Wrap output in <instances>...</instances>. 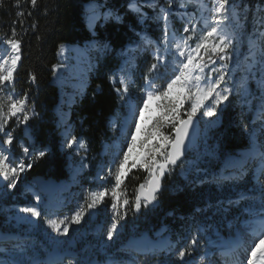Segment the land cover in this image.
<instances>
[{"label": "snow or ice", "instance_id": "6c2138e0", "mask_svg": "<svg viewBox=\"0 0 264 264\" xmlns=\"http://www.w3.org/2000/svg\"><path fill=\"white\" fill-rule=\"evenodd\" d=\"M2 2V0H0ZM37 0H31V4L35 7ZM174 0H168V8H161L160 15L163 17L164 34L161 40L153 41L147 36L141 35V43L135 46V51L143 49L147 51L149 48H154L152 52L153 62L149 65L144 74V86L140 91L144 94L142 97L133 98L129 92L128 81L122 76L120 78V88L116 91L120 94L121 100L125 101L129 108V122L135 123V129L131 131V138L126 140L127 150L123 152V157L119 159V163L114 173L115 185L111 189V196L113 203L111 205L113 210V218L110 226L107 228V238L112 240L115 233L119 231V221L123 220L127 215L126 205H129L128 199H123L120 202L121 192L117 189L121 187L124 182V177L127 176L125 171L130 154L133 152L137 144V134L143 131L145 139L140 141L141 147L146 146V141L153 135H160L163 143L157 147L153 145L148 149L143 159L134 161L131 165L132 168L137 167V163L141 168H144L149 176L146 177L145 183H141L136 189L134 199V208L139 211L140 208L148 207L157 200L158 193L162 187L161 179L170 171L171 166L176 165L177 162L185 155L187 151L186 141L191 142V131L195 129L196 121L194 117L198 112L206 117H214L218 115L219 107L229 99V96L235 90L237 85L233 82V86H226L228 84V75L231 73V61L237 59L236 41L237 30L240 28V18L236 9L238 6L233 3V0H213L210 9L205 8V11L210 12V17L202 16L203 26L198 28L199 21L196 24H186L183 32L190 33L189 35L177 36L175 32H169L168 19L171 12V7ZM151 7L158 5L153 0L150 4ZM180 7H185L182 2ZM129 8L137 13H141L140 7L137 6L136 0H130ZM22 12H18L17 16H22ZM99 16H104V13H99ZM107 15H111L108 13ZM93 18H98L97 13L93 10ZM119 19V17H116ZM14 24L16 21L13 22ZM260 23L264 25V18H261ZM199 31L201 34L197 37L196 33ZM138 35H140L138 33ZM15 28L12 30L11 38L4 39V44L10 48L8 56H0V133L6 136L0 144V177L5 181H9L7 187L12 188L17 178L25 170L23 161L13 166L11 153L4 148V145H12L13 134L8 132L6 126L9 119L16 117L18 123H26L29 121L30 116L27 109L28 94L25 93L23 97L16 96L13 92L9 91L5 98V89L9 85L14 84V74L17 71L18 62L21 60V41L16 38ZM196 40L195 46L190 44V41ZM161 45L163 47H161ZM131 55L133 49L130 47L126 50ZM219 62V67L217 63ZM128 63V61H126ZM237 67H239L237 65ZM56 66H53L55 71ZM164 69L163 75L160 70ZM124 69H121L123 72ZM245 76L241 78L238 87L247 91L248 76L255 77L256 72L261 74V79L258 85L264 89V32H254L251 34L248 41V51L245 55ZM166 79V86H157L155 80ZM35 80V77H32ZM110 80L115 81V76L110 77ZM174 91L177 93L176 98H173ZM142 99V105L139 100ZM156 99L160 101L157 104L159 109H162V116L156 118L151 128H142L141 122L144 120L145 112L149 110L150 102ZM190 102V108L184 112L186 118L181 116V108L184 101ZM209 101V103H205ZM261 106L259 109V119L264 121V96L261 97ZM5 105L7 110L5 111ZM137 111L139 115H137ZM19 115L23 119H19ZM34 114V113H33ZM165 123L171 125L173 135L164 136L160 133V128L164 127ZM79 143L80 148H84L85 144L82 141H77L76 137L67 139V147H72L74 144ZM264 148V146H261ZM27 155L29 148L23 149ZM46 152L41 150L36 153V158L44 157ZM250 156L252 159L259 157L262 164H264V150H258L253 147L250 149ZM159 157V158H158ZM115 162V161H114ZM32 164H27V168H31ZM264 173V169H262ZM109 175H113L109 171ZM244 175L243 170H237L235 174L225 177V180H238L242 179ZM259 185V178H257ZM108 190L90 193L91 202L87 203L86 208L81 206L72 217L71 223L79 224L81 218L85 215L87 209H94L101 203ZM260 199L258 207L255 204L254 198L247 195H241L235 202L230 203L239 204L240 200H252L253 203L249 204L243 209L247 214V218L243 221L242 228L237 230L236 236L233 240L226 244H214L215 247L224 249L220 253L224 259L225 264H264V186L259 187ZM39 199V197H37ZM121 209H124L121 214ZM22 213L30 214L32 217H38L41 212L35 206L23 207L20 209ZM21 219H27L22 217ZM67 219V218H66ZM48 225L54 232L60 235H67L69 232L68 226L65 224L63 232H60L61 224L56 220H48ZM197 243L196 237H193L189 242L187 248H181L177 257L179 260L184 261L186 256L191 253L189 249ZM20 251H23V248ZM173 245H167V250H171ZM207 253L200 257L199 262L196 264H204ZM0 264H22L13 258L10 261L0 260ZM69 264H72L70 261Z\"/></svg>", "mask_w": 264, "mask_h": 264}, {"label": "trees", "instance_id": "16d2710c", "mask_svg": "<svg viewBox=\"0 0 264 264\" xmlns=\"http://www.w3.org/2000/svg\"><path fill=\"white\" fill-rule=\"evenodd\" d=\"M87 1L37 0L35 7L31 4V0H2L0 2V40L4 42V39L11 38L12 30L15 28V38L21 41V60L17 68V76L20 80L16 86L20 89V93H17L21 96L27 93L28 104H33L38 114L29 119L32 132L39 140L49 142L52 146L51 153L42 157L31 167L30 174L33 175L59 178L65 174L63 154L57 151L58 135L53 124L54 116L51 110L59 94L56 92V86L54 87L50 82V76L53 66L57 64L56 52L59 48H63L64 51L68 50L70 44L86 42L91 36L87 27L85 28L83 4ZM127 1L105 0L104 2L111 8L121 11ZM233 3H237L239 8L246 5L252 10L255 6L262 5L264 0H233ZM18 12H22L23 15L18 17ZM261 13L264 14V12ZM14 21H16L15 24ZM124 22L117 24L108 21L101 26L97 24L96 35L108 40L114 49L119 48L130 35L126 23L128 22L131 27H138L135 16L129 12H124ZM244 27V33L250 36L253 33L252 24L247 21ZM246 37L242 39L243 42L246 41ZM116 64L117 59H114L112 54L103 59H97V67L89 75V85L85 96L80 98L81 100L75 98L76 103L70 111L69 120L73 122L74 133L86 139L89 152L93 155L98 154L101 141L108 138L106 116L115 107L116 98L107 79ZM257 75L258 72L255 74V79ZM254 91L256 93L257 89ZM236 109L235 96L231 94L224 103L221 123L215 130L216 132L223 130L222 141H220L222 156L246 146L245 135L236 123ZM77 121L82 124L79 125ZM69 124L71 125L70 122ZM217 167L218 163H216ZM145 176V173L138 170L128 175L124 189L131 199L134 198L136 189ZM244 185L245 183L236 184L241 188H244ZM202 189L205 192L203 186ZM203 192L200 188L190 189L177 176L169 181L164 179L162 190L157 197V207L163 211L174 210L185 214L195 202L201 200ZM155 212L150 217L153 224L156 223L158 215V212Z\"/></svg>", "mask_w": 264, "mask_h": 264}, {"label": "rangeland", "instance_id": "374dc122", "mask_svg": "<svg viewBox=\"0 0 264 264\" xmlns=\"http://www.w3.org/2000/svg\"><path fill=\"white\" fill-rule=\"evenodd\" d=\"M162 1H164V2L166 1V3H167L166 8H168V6H169L168 5V0H162ZM182 2L185 4V7H180V4ZM237 3H236V5H237ZM93 4L94 3L91 2L86 7L91 10L90 11V12H92L91 14H93V10H95V12L98 13L97 11H99L100 9L98 8V6L94 7ZM212 4H213V0H174V3L172 5V7H176V9H172L171 11H173V12L172 13L170 12L172 14V16H173V20H172V16L169 15V19H168L169 32L170 33L171 32H175L177 36H182L183 35L182 32L177 31V29L175 27V24H177L178 22L183 23V28H184L186 24H189V22L191 24H196L197 21H199L198 28L202 27L203 26V20L201 19V17L202 16L210 17V15H211L210 12L205 11V8L210 9L212 7ZM201 5H204L205 8H202ZM188 6L195 7L196 11H191L190 12L187 9ZM161 8H164V7H162L161 5H159V6L155 7V8L151 7V9L153 10V14L151 15L152 21H150L151 23L149 25L147 24V27H149L152 31H157L159 33H162V31H164V25H165L164 19L160 15V9ZM190 10H192V9H190ZM236 11H237L238 16L240 18V28L237 30L238 35H237L236 53H235L237 59H235V60L230 62L231 63V73L228 75V84L226 86L232 87L233 86V82H235V84L237 85L235 90L232 92V95L235 96V102H236V106H237V109H236V116H237L236 123H237V125H240V128L244 131L248 143L251 144L252 131L255 130L257 132V134L255 135L256 136L255 139H256L257 143L258 144H264V121H262L259 118L255 119V118L252 117V115L250 117H248L249 112H251V114H253L254 111L257 110V108H260L261 103H262L261 97L264 96V89H261L259 87V85H258V81L261 79V74L258 72V75H257L256 79L253 78L252 76H248V78H247L248 79L247 91H245L244 89H240L238 87L241 78L245 76V71H244V69H245V55L247 54V51H248V41H249V38L251 36V35L248 36V35H246L244 33V28H245L244 26H245V23L247 21H249L252 24V26H253V30H252L253 33L254 32H264V26L260 23L261 18H264V14L261 13V12H264V3L262 5H260V6H258V5L255 6L252 10L249 7H247L246 5H244L242 8L238 7L236 9ZM147 15L148 14L146 12L143 16H141L142 17L141 21L145 20ZM260 25H262V26H260ZM163 34H164V32H163ZM189 34L190 33H188V35ZM200 34L201 33L199 31H197L196 36L198 37ZM244 37H246V41L245 42L242 41V39ZM195 43H196L195 39L190 41V44L193 47L195 46ZM3 44H4V42L0 41V52H1V49H2L1 47H2ZM244 46H245V48H244ZM161 47H163V46L161 45ZM4 48L10 53V51H11L10 48H8L5 44H4ZM84 48H85V46H84ZM73 51H74V49H73ZM153 51H154V48H151V53ZM65 52H66V56H69V51L65 50ZM72 54H73V52H72ZM119 54L122 57V59H124L123 55H122L123 53L120 52ZM129 59L134 60L133 56H132V58H129ZM88 60H90V63H89L90 66H89V70H88V72H90V68L92 69V67H94V65H95V62H94L95 57L92 54H90V52H89ZM125 60H128V59H125ZM237 65L239 67H237ZM72 66L73 67H71L70 69L72 71L71 73H73V76H72L73 79H68L67 87H63V89L61 88L60 89L61 92L59 93L60 96H59V104H58V106H63V107L66 108V114L64 116H62V115H60L58 113V118H57V124H60V126H61L60 130L64 131L65 140L64 141L62 140L63 144H64V147H67V146H65L67 139H71L73 137L70 134L71 132H70V128L68 126V123H69V115L68 114L71 111V107H72L71 103L74 102V98L76 96L80 97L82 95V93L76 88V86H75V90L72 89L74 87V82H72V81L76 80V82H77V80H78V77L76 76L77 73L74 72V71H78L79 70V66H76V63L72 64ZM216 66L219 67V62L217 63ZM148 67H149L148 59H140V67L138 66L139 70H138V68H136V64L134 63V65L132 67L131 66L128 67L129 70L126 68V66H123L122 67L124 69L123 72H121V71H117L116 72V75H118L119 78H121L123 76L128 81L129 92H130L131 96L134 95L136 98H138V97H142L144 95L140 91V89L144 86L143 77H144V74L147 71ZM59 69H61L62 74H63V76L65 78L67 76V74H68L67 73L68 72V65L67 64L59 65ZM160 72L163 75L164 69L162 68L160 70ZM157 82H158V86L161 87V90H162V86H166V82L167 81H166V79H157ZM255 89H257L258 92L255 93V91H254ZM176 96H177V93L174 91L173 98H176ZM69 97H70V100H69ZM138 102H139V104L142 105L143 100L140 99ZM154 102H156V104H155L156 107H157V104L160 103V101H158L156 99H153L150 102L149 110L146 111L145 114L149 115L153 111L152 110V108H153V104L152 103H154ZM205 103L207 104V103H209V101H206ZM224 103L219 107L217 116L206 117V116H204L202 114L203 110L201 112H198L197 116H196V118H198V120L200 122L202 132H204L206 134H208V133L212 134L214 137H216L218 139L220 137H222V131L223 130L220 131V132H216L215 130L220 125V120H221V112L220 111H221L222 108H224ZM186 105H187V107H186V110H187L188 108H190V102L187 101V100L184 101L183 108ZM5 108L7 110V106L6 105H5ZM27 109H28L29 116H31L30 115V110H29L30 108L28 107V103H27ZM155 110H156L155 116H157L159 114L157 118L161 117L162 116V109H159L157 107V108H155ZM18 116H19L20 120L23 119L22 115L18 114ZM14 119L17 120L16 117H14ZM155 119H154V121H155ZM152 124H151V127H152ZM144 134L145 133L142 131L140 139H143V140L145 139ZM157 136L159 137V140H160V135H157ZM208 136L209 135H206L205 137H208ZM130 137H131V133L128 134V136L124 137V140L122 142V144L123 143L124 144H123L122 150L120 152H119V147L117 146V144L113 143L110 150L108 149V146H106V147L104 146L106 148V150L104 151L105 155H109V154L110 155H114L117 152H119V156L123 157V152L127 150L126 140L130 139ZM152 139H156V135L153 136V137H149L147 139L146 146L147 145H154V144L150 143V141ZM248 147H249V145H248ZM72 149H73L74 153L78 154V153H82L80 151H83L84 148H80L79 143H76L73 146ZM138 150H139V148L136 145L134 147V149H133V152L130 154V159H131L132 155L135 154ZM214 150L215 151L217 150L215 142H214ZM140 156H142V150H140V153H138L136 155L135 161H138V159H140ZM130 159L128 161V165L132 163V161H130ZM203 160L204 159L202 158V156L196 155L195 160L193 162V166L190 168V169L194 168V171L196 173V177L200 176L202 171L200 170V168L198 166H196L195 163H203ZM137 165H139V163H137ZM186 167L187 166L185 164L181 163L179 165V167H178V171L179 172L186 171ZM99 168H103L104 170L105 169H109V167L105 166L104 161H102L100 163ZM113 178H114V175H113ZM253 180H254V177L253 178L251 177V181H252L251 193L253 195L255 203L259 204V199H260L259 187L260 186H264V174L259 179V185L257 184V179L254 180L255 182H253ZM200 182L201 181L198 180L197 184L202 185ZM210 184H211V182H207L205 185H203V187H204V191L205 192L208 190L207 194L211 195L212 199H210V200L209 199H204V193L205 192H203L202 187H198L203 192L202 198H201L200 201H201V203H203L206 200H209V204L206 207L209 208V209H212L211 214L215 215V217L219 221H221V219L223 217H226L230 213L222 212L221 199L220 198L218 199L216 197L217 189H210L209 190ZM229 185L232 186L233 182H231ZM225 189H226L225 185H222V188H221L222 193L218 194V195L225 194L223 192V190H225ZM83 191L84 190H82V193H83ZM93 192H95V191H93ZM90 193H91V191L88 194H83V195H84V197H90V195H89ZM82 200L79 203H82L83 202ZM247 201L249 202V200H247ZM251 203H253V201H251L250 204ZM243 206H244V204H243ZM245 206H247V205L245 204ZM78 210H79V207H76V209H74V211H78ZM173 211L174 210H170V212L167 213V216L170 218L169 220H170V225H171V226L167 225V227H168L167 231L169 233L171 232L172 235H174V237H173V241L174 242H176L177 239H180V237L186 231V238L181 240V241L182 242L185 241L187 244H186L185 247H178L177 251L174 252L173 255H172V260L176 264H184V262L180 261L178 259V257H177V253H178V251L181 248H187L188 245H189V242L192 240L193 237H196L197 243L193 246L192 249H189L190 253H194L195 248L198 247L199 245H204V241H205L206 238L203 235L196 234V230H195V232H190V231L187 232V230H189L190 226L198 223L199 220L205 219V217L203 215L204 211L199 213L198 211L193 209L192 212H194V213H192L191 216L195 215V217L191 218L188 221H184V222H178L176 220L178 215H184V214H182L180 212H177V211H174V213H173ZM234 212H236V210H234L233 213ZM151 214L153 215L154 212L152 211ZM145 219H147V218H145ZM128 221L132 223V224L129 225V227H130V229L132 231L136 230L139 227V223L135 222L134 219L133 220H128ZM173 222L176 223V226H174L172 224ZM180 224H182V225H180ZM47 225H48V223L45 224V225H41L39 227L38 233L41 234L42 236H44L46 238V240H47L46 242L48 243L49 242L48 239L50 237L51 232H50V227L47 226ZM186 227H187V229L185 230ZM181 228H183V229L181 230ZM75 229H77V228H75ZM231 229H227V231L233 232ZM73 231H74V233H76L75 230H73ZM159 231H161V229H159ZM95 236H96L95 234H92V237H95ZM102 238L105 239V236L103 235ZM75 239H76V235H73L71 237H67V239L64 242L68 243L70 241H74ZM114 243H115V241L114 242H113V240L110 241L111 245H113ZM86 249H87V251L90 254L97 253L99 251L98 245H94V244L87 245ZM44 250H45V245L43 247H41L38 252H43ZM157 253H159L158 250L155 252V254H157ZM122 256L125 259L129 258L127 255H123L122 254ZM138 259H140V258H138ZM192 264H196L195 260H192ZM216 264H220V263L216 262Z\"/></svg>", "mask_w": 264, "mask_h": 264}, {"label": "bare ground", "instance_id": "6f19581e", "mask_svg": "<svg viewBox=\"0 0 264 264\" xmlns=\"http://www.w3.org/2000/svg\"><path fill=\"white\" fill-rule=\"evenodd\" d=\"M88 1L86 3H84V9L88 12V15L86 17V27L92 34H94L93 28H94L95 23L97 21H99L101 24H103L105 21L110 20V19L114 22H117V23L121 22V19L123 16L122 13H118V12L110 9L109 7L105 6L102 2H99L97 0H88ZM91 2L94 3L93 4L94 7L98 6V8L100 9L99 11H97L98 12L97 13L98 18L94 19L93 14H91L92 12H90L91 10L86 7ZM144 2L149 6L150 4L153 3V0H145ZM129 4H130V1L127 5V9L131 12L137 13V12H135L129 8ZM136 4L138 7H140L141 13H143V15H144L146 13V11H145L144 6L142 5V2H140V0H136ZM149 7L151 8V6H149ZM99 13H104L105 15L99 16L98 15ZM108 13H110L111 15L110 16L107 15ZM137 14L139 15V22L140 23L142 22L141 24L143 25L145 23V20L141 21V19H142L141 14L140 13H137ZM116 17H119V19H116ZM163 32L164 31H162L161 35L158 38H153L150 35H147V34L145 35L144 32L136 31L137 36L132 38L131 41L127 42L120 50V52L123 53L122 54L123 58L129 59V58H132V56H133V58L136 59L138 54H140L141 52H144L143 49H141L140 51H135V46L138 43H141V40H140L141 35L147 36L148 38H150L153 41H159L163 37ZM138 33L140 35H138ZM84 46H85V48H84ZM84 46L76 44V43L72 45V50L74 49V51H73L74 57H73V63L72 64L76 63V66H79V70L74 71L77 73L76 76L78 77V80H77V82H76V80L72 81V82H74V87L72 89L75 90V86H76V88L82 93V95L80 97H78V96L75 97L77 99H80L85 95L86 88L88 86V74H89L88 70H89V66H90L89 65L90 61L88 60L89 52L95 51V52L105 53L106 51L111 49V46L108 42H101L100 39H98L95 36V34L90 39V41L87 44H85ZM130 47L133 49L131 55H129L128 52L126 51ZM1 48L2 49L0 52V56H8L10 54L7 50H4V45H2ZM149 52H150L151 58H153L152 53H151V48H149ZM59 56H60V52L58 53V58H59ZM58 60L64 61V59H58ZM94 62H95V65H94V67H92L93 69L96 67V61H94ZM123 66H126L125 62H121V64L118 66V69L115 72H112L108 78V82H109L108 84L111 86L114 94L117 96V99H118V104H117L118 106L114 108L113 113H111L107 116V125L109 127V130H113L116 127L117 120L119 117V112H120L119 106L123 105V109H125V106H126L128 112H129V108H128L126 102L121 100L120 94L116 91L117 88L121 87L120 83H119L120 78L118 75H116V72L121 71ZM71 67H73V66L71 65ZM91 70L92 69L90 68V71ZM72 76H73V73H72ZM113 76H115V81L110 80V77H113ZM14 77H15L14 84L9 85L8 88L5 89V98H6V95L9 91L14 93L16 90L15 87L18 85V82L20 80L17 76V71L14 74ZM71 79H73V77ZM61 81H62V78L59 75L58 71L55 69L54 73L51 76V82L54 84V86H56L58 94L61 92L60 89L61 88L63 89ZM59 96H60V94H59ZM70 97H69V100H70ZM132 97L136 98L134 95ZM75 98H74V102L71 103L72 106L76 103ZM58 104H59V98H58L57 104L53 107V112H54V115L56 117V120L58 118V113L62 116H64L66 114V113L62 114L59 112L58 108L60 106H58ZM152 104H153V108H152L153 111L149 115H147V114L144 115V120L141 122L142 128H151V122H152V120L155 116V113H156L155 108H157L154 103H152ZM33 106L34 105H32L29 109L31 116H34L33 113H34L35 108ZM63 108L66 110L65 107H63ZM5 111H6V109H5ZM182 111H183V106L181 108V115H182ZM68 115H70V113ZM137 115H139L138 111H137ZM157 116H155V117H157ZM13 118L14 117L9 119L8 126H6L7 131L12 132V134H13V143L10 146L4 145V148L7 149L12 155L13 159L11 162H12L13 166L17 163H20V161L24 162L25 170L22 173H20V176H28V172L31 171V168H29V169L27 168L26 156H36V153H38V151H41V150L45 151L46 154H48L50 152V144H48V143L47 144H41L36 139V137L31 133V129H30V125H29L28 121L26 123H18V120L13 119ZM69 122L71 123V125L68 123V126L70 128V132H72V134L71 133L70 134L73 137H76V139L78 141H82L85 144V141L81 137H77L79 135L75 134L73 132V126H74L73 122L71 120H69ZM77 123L79 125L82 124V122H79V121H77ZM55 126L58 129V140H57L58 150L60 152L66 153V157L64 160V170L66 171V176L60 180L53 179V181L44 180L45 178L42 176H39V175H35L33 177L28 176L29 182L19 181L20 180V176H19L17 178L16 184L14 185V188H11V193H9V202L8 201H1L0 202V217H1V219H0V234L8 235V232L4 231V230H6V224H8V218H9L10 210L14 212V220H21V211H20L21 208L32 207V206H34V204L37 205L35 200H33V201L29 200L30 198L28 197V194L26 193L27 191L33 189L34 187H36V191H40L43 193L40 200L45 204L46 207H48V204L44 202V192H45V189L47 188V186L52 187L53 189L54 188L60 189L59 191L64 190V189H66V191H68V189H70L71 193H70L69 197H71L72 201L76 204L79 203L83 199L84 195L82 194V188L84 186L90 184V183H93V182H95L96 185L93 188H91V193L93 191L98 192V191L108 190L107 191V197H112L111 196V189L115 185V178H113V175L116 171L117 164L116 163L113 164L112 162H110V163L104 162L105 166L109 167V169L104 170L103 168H98V170L94 171L93 175L90 176L88 174V171H89L90 160L92 159V157L89 154H87V165H86V155H85V153H87L86 152L87 151L86 146L84 147L83 151H80L82 153H78V154L74 153L73 149H72L75 144L70 148L64 147V144H63V141L65 140L64 131L60 130L61 126H60V124H57L56 121H55ZM129 126H130V129H129L128 134H130L131 131L135 129V123H130ZM164 129H168L167 133H165V135L163 134L164 136H169L172 134L171 125L169 123H165L164 127L160 128V133H162ZM16 130L19 131V135L15 134ZM128 134H127V136H128ZM141 134H142V131L137 134V144L136 145L138 146L139 150L135 154L132 155V157L130 159V161H132V163L135 161L136 155L138 153H140V150H142V156H140V159H143L147 150L153 146V145H147V146L141 147L140 141L143 140V139H140ZM202 134L204 136L208 135L204 132ZM256 134H257V132L255 130L252 131L251 145L249 146V148L246 151H244V149L242 151L237 150L235 154L239 153V156H241L240 158H245L247 156V153L250 152V149L258 146L257 141L255 139ZM2 136L4 139L6 138L4 133H2ZM2 136L0 134V144H2V141H3ZM153 136H155V135H153ZM153 136H151V137H153ZM124 137H126V136H124ZM124 137H122L123 140H124ZM144 137H145V134H144ZM208 137H213V140H207L206 159L218 158L220 155L219 141L221 140L220 139L221 137L218 139V138L214 137L212 134H209ZM214 142H215V145L217 147L216 151L214 150ZM150 143L154 144L158 147L160 143H163V140H162L161 136H160V140H159V137L156 135V139H152L150 141ZM14 144H15V146L22 147V149H24L25 147L29 148V153L26 155L24 153V151L22 152V151L18 150L17 148H15ZM233 157H235V155H230L229 157L226 158V160L230 159V158L235 160L236 158H233ZM140 159H138V160H140ZM228 162H229L228 165H231V163H232L231 160H229ZM132 163L129 164L125 169V171H127V175L131 170H134V169H140L142 171H146L144 168H141L139 165H137V167H135V168H132L131 167ZM245 165L246 164H244V166ZM109 171H111L113 173V175L110 176ZM179 176H187V169H186V171L179 172ZM126 177L127 176L124 177V182L126 180ZM113 179H114V183H113ZM124 182H123V184H124ZM189 182H192V179H189ZM112 183H113V187H109V184H112ZM123 184L121 185L120 188L117 189V192L122 193L121 197L119 198L121 203L123 202V199L129 200V198L126 196L125 191L123 189ZM20 193H21L23 201L18 202V197H20ZM40 200H39V202L41 203ZM103 201H104V199H103ZM129 202H130V200H129ZM125 208L127 209V215L125 217H127V220H132L131 214L128 213V205H126ZM123 211H124V209H121V214H123ZM76 212L77 211H75L74 214ZM108 215H109V223H107V226L109 227L111 222H112V218H113V210H112L111 206H108ZM125 217L123 220L119 221L120 226H118L119 227L118 233L122 229H124V225L126 223ZM56 218H58V217H56ZM52 220H55V219H52ZM80 224H81V222H80ZM118 233H115L114 236L117 235ZM88 235L89 234H87V236ZM138 239L142 240L141 238H138ZM48 240H49V243L51 244V240L50 239H48Z\"/></svg>", "mask_w": 264, "mask_h": 264}, {"label": "built area", "instance_id": "2783aa9c", "mask_svg": "<svg viewBox=\"0 0 264 264\" xmlns=\"http://www.w3.org/2000/svg\"><path fill=\"white\" fill-rule=\"evenodd\" d=\"M56 88V87H55ZM34 115H36V110H34ZM8 126V125H7ZM1 136H2V133H0ZM3 136H2V140H3ZM207 140H213V137H205L203 134H201V136L199 137V140L198 142L196 143V145H194L190 151H189V154L186 158V160L183 162V164H185L187 167V175L189 173H191V167L193 166V162L195 160V157L196 155H200L202 156V158L204 160H206V147H207ZM15 146V144H14ZM15 148H17L18 150L22 151L23 152V149L22 147H18V146H15ZM86 155V165H87V153H85ZM229 157V156H228ZM36 156H26V164H33V162L35 161ZM203 160V162H204ZM29 169V168H28ZM170 174L171 172H175V169H171L170 171ZM177 173L179 174V171H177ZM183 179H187L188 177L187 176H181ZM44 180H51L53 181V179H44ZM21 182H29L28 180V176H20V180ZM9 181H5L4 180V184L3 186L0 188V202L1 201H8L9 202V193H11V188H8L7 185H8ZM113 183H114V179H113ZM113 183L112 184H109V187H113ZM14 188V186L12 187ZM85 197L83 196V199ZM108 201V206H111L112 203H113V199L112 197H107V193L104 197V201ZM151 209V206H148V207H143L142 206V209L143 210H146V209ZM22 217H27V219H21V220H14V212L10 210V214H9V218H8V224H6V230L4 231H8V229L10 228H19L20 226H27L26 228L28 230H30V228L34 227L36 225V221H35V218L32 217L30 214H25V213H22L21 212V218ZM55 220L57 221V219L55 218ZM125 220H127V217H125ZM45 223L47 224V221H45ZM50 227V226H49ZM64 228V227H63ZM50 237L49 239L51 240V243L54 242L53 239L55 240H61L63 238L64 235H60V234H56L53 230L51 231L50 229ZM60 232H63V230H60Z\"/></svg>", "mask_w": 264, "mask_h": 264}, {"label": "water", "instance_id": "95a60500", "mask_svg": "<svg viewBox=\"0 0 264 264\" xmlns=\"http://www.w3.org/2000/svg\"><path fill=\"white\" fill-rule=\"evenodd\" d=\"M194 120L196 121V127H195L194 130L190 129L192 135H191V142L189 143L188 141H186L187 151L197 142V139H198V136H199V133H200V123L195 117H194ZM187 151H186V153H187ZM184 157H185V155L182 156L181 159L177 163H179ZM160 191H161V189H160ZM156 204H157V200L154 201L151 205H156ZM134 210L136 211L135 208H134Z\"/></svg>", "mask_w": 264, "mask_h": 264}]
</instances>
